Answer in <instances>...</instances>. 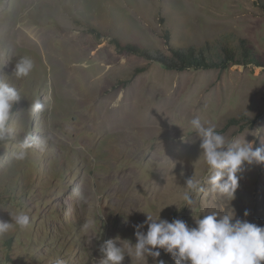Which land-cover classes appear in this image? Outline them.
<instances>
[{"label":"rangeland","instance_id":"obj_1","mask_svg":"<svg viewBox=\"0 0 264 264\" xmlns=\"http://www.w3.org/2000/svg\"><path fill=\"white\" fill-rule=\"evenodd\" d=\"M173 50L213 66L156 61ZM22 57L34 67L18 79ZM0 80L21 97L0 135V221L30 218L0 235V264H99L105 241L135 244L147 214L195 227L235 213L264 227V163L242 165L227 199L206 182L190 125L264 147V0H0ZM190 177L204 190L187 189Z\"/></svg>","mask_w":264,"mask_h":264},{"label":"clouds","instance_id":"obj_2","mask_svg":"<svg viewBox=\"0 0 264 264\" xmlns=\"http://www.w3.org/2000/svg\"><path fill=\"white\" fill-rule=\"evenodd\" d=\"M33 61L28 57L20 58L14 65L15 76L23 78L33 70ZM21 100L17 89L0 80V135L6 130L14 105ZM42 109L36 100L31 105L33 112ZM191 128L199 139V147L209 175L206 182L212 191L233 200L238 188V176L245 163H264V147L254 148L253 142L238 140L226 141L214 127L205 126L199 117L190 121ZM182 142L187 140L182 136ZM31 138H26L22 147L30 145ZM36 146L44 151L46 141L36 139ZM21 152L20 158L23 159ZM205 181L190 177L186 180L187 189L192 192L203 191ZM186 204H191L190 195H184ZM179 209V208H178ZM161 212V211H160ZM249 213L246 210L244 215ZM13 222L0 221V235L8 233L14 226L21 230L30 226V218L21 213L12 217ZM126 221V219H125ZM147 225L146 233L141 229ZM195 227H189L183 220L171 222L153 218L147 214L144 224L136 225V242L126 241V245L117 246L120 239H109L100 247L103 257L99 264H123L125 257H130L134 264H148V258L154 264H164L158 260L162 249L170 254L175 264H264V227L246 220L236 219L233 215L211 213L203 218H195Z\"/></svg>","mask_w":264,"mask_h":264},{"label":"trees","instance_id":"obj_3","mask_svg":"<svg viewBox=\"0 0 264 264\" xmlns=\"http://www.w3.org/2000/svg\"><path fill=\"white\" fill-rule=\"evenodd\" d=\"M118 47L122 48L121 45ZM125 50L133 54L142 55L149 59H153L152 56L146 50H141L138 47H124ZM174 58H155L156 61L160 62L163 66L173 70H185L189 68H208L212 67L213 64H209L205 59H198L191 53H185L179 50H173Z\"/></svg>","mask_w":264,"mask_h":264},{"label":"bare ground","instance_id":"obj_4","mask_svg":"<svg viewBox=\"0 0 264 264\" xmlns=\"http://www.w3.org/2000/svg\"><path fill=\"white\" fill-rule=\"evenodd\" d=\"M135 118V117H134ZM131 119V118H130ZM129 120V119H128ZM147 121H148V119H147ZM123 122V121H122ZM129 122V121H128ZM127 123V122H126Z\"/></svg>","mask_w":264,"mask_h":264}]
</instances>
